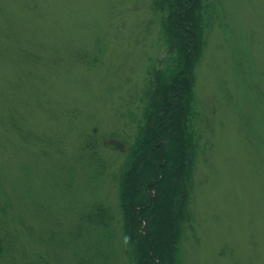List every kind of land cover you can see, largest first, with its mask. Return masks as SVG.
Returning <instances> with one entry per match:
<instances>
[{
  "label": "rangeland",
  "instance_id": "1",
  "mask_svg": "<svg viewBox=\"0 0 264 264\" xmlns=\"http://www.w3.org/2000/svg\"><path fill=\"white\" fill-rule=\"evenodd\" d=\"M203 7L181 264H264V0ZM163 21L155 0H0V264H134L118 181Z\"/></svg>",
  "mask_w": 264,
  "mask_h": 264
},
{
  "label": "trees",
  "instance_id": "2",
  "mask_svg": "<svg viewBox=\"0 0 264 264\" xmlns=\"http://www.w3.org/2000/svg\"><path fill=\"white\" fill-rule=\"evenodd\" d=\"M164 16L167 61L154 72L143 124L120 170L118 204L134 264H181L196 138L189 125L194 70L203 50V0H155ZM90 222L108 227L98 207ZM2 242L0 240V255Z\"/></svg>",
  "mask_w": 264,
  "mask_h": 264
}]
</instances>
